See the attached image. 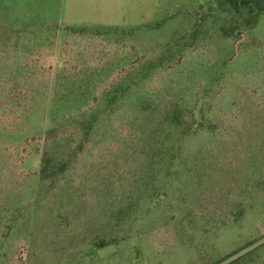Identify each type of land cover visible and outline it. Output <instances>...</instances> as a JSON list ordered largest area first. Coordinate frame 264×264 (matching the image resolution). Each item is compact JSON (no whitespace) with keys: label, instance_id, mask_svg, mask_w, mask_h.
Returning <instances> with one entry per match:
<instances>
[{"label":"rangeland","instance_id":"rangeland-1","mask_svg":"<svg viewBox=\"0 0 264 264\" xmlns=\"http://www.w3.org/2000/svg\"><path fill=\"white\" fill-rule=\"evenodd\" d=\"M245 24L0 0V264H264V14Z\"/></svg>","mask_w":264,"mask_h":264},{"label":"trees","instance_id":"trees-1","mask_svg":"<svg viewBox=\"0 0 264 264\" xmlns=\"http://www.w3.org/2000/svg\"><path fill=\"white\" fill-rule=\"evenodd\" d=\"M218 6L237 16L245 15L247 26L255 25L258 17L264 14V0H218Z\"/></svg>","mask_w":264,"mask_h":264}]
</instances>
